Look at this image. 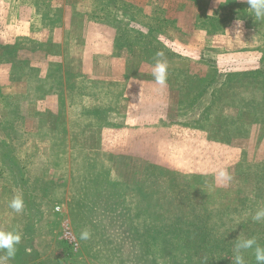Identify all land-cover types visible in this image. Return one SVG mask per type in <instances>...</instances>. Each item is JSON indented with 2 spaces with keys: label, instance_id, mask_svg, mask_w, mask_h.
Listing matches in <instances>:
<instances>
[{
  "label": "rangeland",
  "instance_id": "rangeland-1",
  "mask_svg": "<svg viewBox=\"0 0 264 264\" xmlns=\"http://www.w3.org/2000/svg\"><path fill=\"white\" fill-rule=\"evenodd\" d=\"M238 200L255 208L224 211ZM263 206L264 19L246 0H0V227L23 234L10 264H235L239 238L264 245L240 225Z\"/></svg>",
  "mask_w": 264,
  "mask_h": 264
},
{
  "label": "clouds",
  "instance_id": "clouds-1",
  "mask_svg": "<svg viewBox=\"0 0 264 264\" xmlns=\"http://www.w3.org/2000/svg\"><path fill=\"white\" fill-rule=\"evenodd\" d=\"M249 8L254 13L255 17L264 19V0H246ZM157 59L152 65V76L154 82L161 89L167 86L168 77V62L163 57V53H157ZM215 181L221 186H227L233 179L227 167H217L213 170ZM8 207L16 214L23 213L25 210V201L23 194H17L8 202ZM252 219L255 222H264V208H259ZM22 231L17 228L5 229L0 227V264H10L15 258L17 245L21 243ZM90 231L85 228L80 233L81 240L90 238ZM251 249L256 261V264H264V245H261L256 237L239 238L234 246V261L235 264H246L244 252ZM26 252H31V249H25Z\"/></svg>",
  "mask_w": 264,
  "mask_h": 264
},
{
  "label": "trees",
  "instance_id": "trees-1",
  "mask_svg": "<svg viewBox=\"0 0 264 264\" xmlns=\"http://www.w3.org/2000/svg\"><path fill=\"white\" fill-rule=\"evenodd\" d=\"M244 9L245 10H248V9H246V7ZM244 9H242V10L244 11ZM243 16L245 17V15H243ZM243 16H242V18H243ZM212 19L216 20L217 18L215 19L214 17L211 16L210 21H212ZM253 27H256V26H253ZM243 74L244 73L243 72H240V71H233V72H230L229 74H226V77L229 76L230 79L233 77L232 79H234L235 81H237L239 79V77L241 75H243ZM244 75H246V74H244ZM238 201H239L238 204L235 205V206H228V207L226 206L225 209H224V211H226L227 213H230V212H234V211H239L240 212V211H243V210H251L252 208L253 209L255 208V206L253 204H247V203L250 202L249 200H238ZM263 208H264V206H263ZM124 211H125V213L120 214V216L123 219L122 220V223H127V224L129 223L130 225L133 226L134 225V218L132 217L131 212H129V209L128 208H126ZM118 215H119V213H118ZM179 220H180L181 223H183V220H184V226L191 228L190 221L187 222V219L183 215L179 217ZM251 224L252 225H254V224H260L261 226L264 227V222H259V223L258 222H255L249 216L246 217L245 219H242V221H240V225L241 226H250ZM132 226L131 227L126 226V227H129V228H125V229L122 230V236H123V234H126V236L128 237V240H131L132 241L134 239L133 253H135V257L138 258L137 257L138 241L136 240V232L137 231H136V229H133ZM198 230H199V228H198ZM251 233L252 232L246 233V234L249 236V234H251ZM120 234H121V232H120ZM252 235H254V234H251V236ZM117 236H119V233L117 234ZM252 237H254V236H252ZM246 238H248V237H246ZM121 239H122V237L118 238L119 241L114 242V243L112 242V244H114L117 247V248H115L116 250H120V241H121ZM261 239H264V233L261 234ZM225 240H226L225 242L227 244L228 243L227 242L228 238L225 237ZM262 241H264V240H262ZM120 254L122 256L123 255H126L121 250H120Z\"/></svg>",
  "mask_w": 264,
  "mask_h": 264
},
{
  "label": "built area",
  "instance_id": "built-area-1",
  "mask_svg": "<svg viewBox=\"0 0 264 264\" xmlns=\"http://www.w3.org/2000/svg\"><path fill=\"white\" fill-rule=\"evenodd\" d=\"M67 236V235H66ZM68 237V236H67Z\"/></svg>",
  "mask_w": 264,
  "mask_h": 264
}]
</instances>
